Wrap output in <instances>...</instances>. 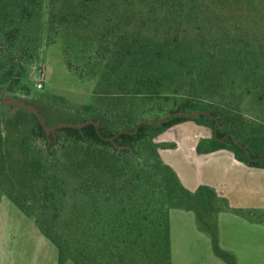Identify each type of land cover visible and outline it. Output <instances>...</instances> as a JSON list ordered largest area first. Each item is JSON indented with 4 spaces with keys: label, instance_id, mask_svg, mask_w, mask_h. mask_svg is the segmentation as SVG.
Listing matches in <instances>:
<instances>
[{
    "label": "trees",
    "instance_id": "trees-1",
    "mask_svg": "<svg viewBox=\"0 0 264 264\" xmlns=\"http://www.w3.org/2000/svg\"><path fill=\"white\" fill-rule=\"evenodd\" d=\"M47 1L48 44L73 35L65 41L68 55L80 47V34H87L85 44L100 46L93 71L101 68L98 60H107L96 96L105 91L117 100L84 108L91 118L79 125L90 119L98 127L65 126L49 133L35 114L8 103L30 91L45 1L0 0V126L15 124L21 114L32 121L21 140L22 159L0 168L1 192L56 247L58 264H160L164 258L171 264L172 209L193 211L215 253L236 264L218 246L216 223L204 220L217 216L227 201L206 186L188 191L154 140L193 122L215 135L200 141L198 153L229 150L240 162L264 169V154L253 152L251 142L259 126L252 127L253 136L245 135L252 122L242 108L245 99L264 102V73L258 71L264 42L243 20L263 14L264 0ZM132 99L140 100V108H125ZM170 102L163 112L162 103ZM147 103L152 107L145 109ZM145 110L155 115L150 119ZM173 113L181 116L155 125ZM193 113L198 114L189 117Z\"/></svg>",
    "mask_w": 264,
    "mask_h": 264
},
{
    "label": "crops",
    "instance_id": "crops-1",
    "mask_svg": "<svg viewBox=\"0 0 264 264\" xmlns=\"http://www.w3.org/2000/svg\"><path fill=\"white\" fill-rule=\"evenodd\" d=\"M180 136L172 148L165 139H158L160 155L188 191L206 186L227 201L214 220L219 248L233 255L236 264H264V169L240 162L229 150L198 153L203 137ZM192 214L170 212L171 264H227ZM0 264H58L56 247L1 190Z\"/></svg>",
    "mask_w": 264,
    "mask_h": 264
},
{
    "label": "rangeland",
    "instance_id": "rangeland-1",
    "mask_svg": "<svg viewBox=\"0 0 264 264\" xmlns=\"http://www.w3.org/2000/svg\"><path fill=\"white\" fill-rule=\"evenodd\" d=\"M44 1L45 10L43 18L40 23L36 25L37 30L42 34L41 48L39 50L37 62L31 67L30 78L27 82L30 91L28 94H18L13 100H19L22 103L37 109L46 127H58L66 124L79 126L84 118L89 117V115L84 111L86 106L101 105L103 107H107L113 102L116 103L115 100L117 99L111 98L105 91L98 97L96 96V91L99 88V82L103 81L102 76L105 74L103 66L106 64L107 60H98V63L96 64L100 65L101 68L98 73L93 71V67L95 65L93 64V58L96 56L94 51L100 46L97 44H85V39H83V37L87 38V34H80L81 38L78 37L79 43L77 45L80 47L74 50V52H69L68 55L65 54V41L66 38L72 39L73 35H61L57 38L56 43L48 44V38L46 37L49 30L46 23L48 18V1ZM239 12L237 14H239ZM258 14L259 17L257 18L252 16V18H243V20L249 23L248 30L251 34L255 37H260L259 40L264 42V13H257V15ZM85 47L88 51L81 53ZM112 54L114 53H111V55ZM88 55L91 56L90 59L87 58ZM69 62L72 65V70L68 68L67 63ZM258 71H260V74L264 73V62L260 64ZM107 75L108 73H106L105 76L107 77ZM38 82H41L43 85L41 90L36 88V84ZM257 101L255 99H245L242 101V108L245 110L243 115L246 121H249V123L252 122V124H250L251 126L248 125L247 128H245L244 133L245 135L251 137V135L253 136L254 134L252 127L259 126V134H254V138L251 139V142L254 144L252 145V149L253 152L264 154V102L258 103ZM125 102L126 101L123 100L122 104L124 105ZM126 104L129 105L125 106V108L132 106L130 104H134V108H140L141 103L140 100L132 99L126 102ZM151 107V104L147 103L145 109H149ZM171 107V102L162 103L161 110L163 112H167ZM119 110L123 111L124 109L120 107ZM135 110H137V114L141 115L142 110ZM13 112L19 113L20 111L18 108L13 106ZM144 115H149L151 119V115L154 116L155 114L149 113L145 110ZM31 122L32 121L28 115L23 116L21 114L15 124L10 126L7 125L5 127H3V125L0 126V131H2V135H0V168L2 165L9 167L14 158L16 160L22 159V151L24 150V147L22 146L23 143H21V140L23 135H25L31 128ZM53 131H55V129ZM197 131H204V133L202 135H197L199 134ZM180 135H184V137H203L205 140H210L215 137L212 129L203 126L199 128L193 124V122H190L186 126H175L167 130L165 134L161 136L162 138L157 137L154 141L160 145L158 139H165L168 141L167 143L165 142V145H167L168 148H172L175 146L174 141L176 139L178 140ZM36 144L44 149L42 141H38ZM219 205L223 206L220 202L215 203L216 207ZM172 210L190 212L196 217L193 211L185 209ZM215 217V214H212L210 217H207L206 215L204 220L207 221V223H212L214 222ZM199 226L202 230L206 231L204 226ZM142 264H156V262H145ZM160 264H166L165 258Z\"/></svg>",
    "mask_w": 264,
    "mask_h": 264
},
{
    "label": "water",
    "instance_id": "water-1",
    "mask_svg": "<svg viewBox=\"0 0 264 264\" xmlns=\"http://www.w3.org/2000/svg\"><path fill=\"white\" fill-rule=\"evenodd\" d=\"M7 102L10 103V104L15 105V106H17V107L24 108V109L28 110L29 112L35 114V116H36V117L39 119V121L43 124V126L45 127V129H46V131H47L48 133L51 132V131H53L54 129L62 128V127H65V126H68V127H76V128H78V129H81V128L85 127V126L88 125V124H94L95 127H98V126H99V124H98L97 122H94V121H92V120H88V121L84 122L83 124H81V125H79V126H74V125H72V124H66V125H60V126H58V127H46L45 124H44V122H43V120H42V118H41V116H40L39 111H38L37 109H35L34 107H31V106H29V105H26V104L22 103V102L19 101V100H7ZM196 114H198V113H193V114L190 115L189 117H193V116H195ZM208 115H209V114H208ZM179 116H181V115L178 114V113L168 114V115L164 116L163 118H161L160 120L155 121V125H160V124L166 122L168 119H170V118H172V117H179ZM143 123H144V122H141V123H139V125H141V124H143ZM218 128H219V126L217 127L215 133L217 132ZM121 133H122V132H121ZM121 133H120V134H121ZM111 140H113V139H111Z\"/></svg>",
    "mask_w": 264,
    "mask_h": 264
},
{
    "label": "built area",
    "instance_id": "built-area-1",
    "mask_svg": "<svg viewBox=\"0 0 264 264\" xmlns=\"http://www.w3.org/2000/svg\"><path fill=\"white\" fill-rule=\"evenodd\" d=\"M36 88H37L38 90H41V89L43 88L42 83H41V82H38V83L36 84Z\"/></svg>",
    "mask_w": 264,
    "mask_h": 264
}]
</instances>
